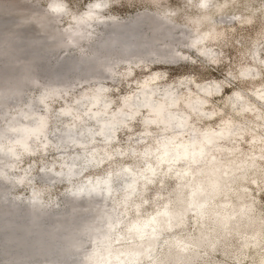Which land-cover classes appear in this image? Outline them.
<instances>
[{
	"label": "clouds",
	"instance_id": "9594fccd",
	"mask_svg": "<svg viewBox=\"0 0 264 264\" xmlns=\"http://www.w3.org/2000/svg\"><path fill=\"white\" fill-rule=\"evenodd\" d=\"M89 11L95 18L80 48L86 68L70 79L78 76L72 88L87 100L81 118L99 115L114 132L109 142L98 129L97 141L84 147L104 174L131 173L128 188L140 186L141 204L170 215L157 212L160 224L147 238L113 232L119 216L134 209L129 190L114 209L119 215L61 243L59 264H264V95L254 91L264 87V57L255 65L257 81L241 73L258 35L264 38V0H37V15L53 28L72 26L67 22ZM247 16L254 20L238 22ZM213 82L221 91L206 96ZM19 86L0 75V193L8 194L7 206L14 203L10 182L27 178L21 165L35 158L40 139L20 119ZM162 233L167 237L157 243Z\"/></svg>",
	"mask_w": 264,
	"mask_h": 264
},
{
	"label": "rangeland",
	"instance_id": "374dc122",
	"mask_svg": "<svg viewBox=\"0 0 264 264\" xmlns=\"http://www.w3.org/2000/svg\"><path fill=\"white\" fill-rule=\"evenodd\" d=\"M53 8L57 13L64 11L59 3H55ZM94 18L95 13L89 11L74 24L67 22L72 26L61 21L59 28H53L46 19L37 15V0H0V75H10L19 82L16 100L21 110L20 119L28 125V132L40 136L36 143L38 151L33 153L35 158L26 157L30 162L21 165L29 175L19 184L10 182L14 203L7 206L8 194L0 193V264H50L51 261L58 264L65 258L63 254L58 257L57 251L69 229L81 224L88 229L85 223L90 218V211L79 213L74 207L84 202V193L93 188L95 178L106 174L101 171L103 164L94 165V156L84 146L89 141H97L98 129L102 139L109 142L114 132L113 125L107 124L99 115L95 121L90 117L81 118L87 100L72 88L78 76L76 81L70 79L80 74L82 67L86 68L80 48L87 37L84 29ZM111 19L113 23L117 22L115 17ZM189 19L201 22L199 18ZM237 20L250 23L254 17H238ZM35 25L39 28L36 29ZM208 54L212 56L215 52L209 50ZM248 56L252 63L241 68L242 77L257 81L260 72L255 65L264 57V38L258 35ZM203 91L211 97L218 95L221 89L213 82ZM254 91L257 97L264 95V87L257 85ZM69 169L75 171L71 183L54 178L58 172ZM24 175L25 172L21 171L17 180ZM108 175L112 176L111 184L115 189L109 203L118 207V200H124L126 195L124 185L128 175L119 168L115 174ZM51 176L53 179L49 180ZM74 185L84 193L78 194V201L72 204L68 199ZM100 185V190L104 191V183ZM57 187L61 188L60 192H57ZM33 198L40 201V208L36 224L30 225ZM132 200H135L133 211L125 212L121 219L123 223L120 228H112L113 232L123 233L121 229L127 231L130 220L160 209L155 204L152 207L141 204L135 194L128 202ZM68 208L71 212L66 211ZM10 219L17 222L4 226ZM56 229L59 236L52 240V232ZM166 237L167 234H160L157 243H162ZM4 252L20 253L21 259L8 262Z\"/></svg>",
	"mask_w": 264,
	"mask_h": 264
},
{
	"label": "bare ground",
	"instance_id": "6f19581e",
	"mask_svg": "<svg viewBox=\"0 0 264 264\" xmlns=\"http://www.w3.org/2000/svg\"><path fill=\"white\" fill-rule=\"evenodd\" d=\"M91 160H92V162L94 161L93 158ZM89 162H91V161H89ZM94 165L95 166H101L102 164H98L95 161ZM121 172H124L128 176L131 175V173H129L127 171L121 170ZM74 174H75V171L73 169H69L67 171L58 172V174L54 175V178H58L57 180L65 181L66 183L67 182L71 183L72 176ZM46 179H48V178H46ZM51 179H53L52 176L49 178V180H51ZM111 180H112L111 175L98 176L94 180L95 184H94L93 188H91L88 192L85 191V193H84V191H82V192L81 191H75V194L70 192L71 195H69L70 198L68 200H70V202L72 204H74L76 201H78L77 200L78 194L84 193V199L85 200H84L83 204L85 205V207L81 208L80 206L75 205L74 208L79 213L84 212V211H90L91 215H90V218L87 219V222L85 223V224H88L87 225L88 229L85 228L84 224H81V225L74 227V228L72 227L66 233L65 239H70V238L76 236L78 233L87 235L90 231H92L98 225L101 224L103 217L105 218V217H111L114 215H119L118 213L114 212V209L116 207L113 205H110V203H109L110 202V196L115 194V189H114L113 185L111 184ZM102 182L104 183V186H105V187H103V188H105L104 191H101L102 188L100 190V187H101L100 183H102ZM128 185H129V181L127 179L125 181V185H124V189H125L126 194L129 190H131L133 193L132 195H134L135 192L138 191V189H139L138 184H134V183L131 184V189L128 188ZM33 199H34V201H36L38 203L36 205H34L32 203V214L29 217V224L30 225L36 224V221L38 220V217H39V215L37 214V211L40 208V201L36 200L35 198H33ZM157 212L161 213L164 216L170 215V213L168 212L167 209L160 208L151 214L145 215L143 217H138L134 220H130L127 231H129L132 234H135V236L138 239L147 238L148 233L152 229L158 227L160 224V216L157 215ZM69 215H71V214H69ZM123 217H124V215L119 216V219L121 220ZM71 218H72V216H71ZM71 218L69 219V221H71ZM16 222H17L16 219H10L4 223V226H12ZM118 234L123 235L124 233H118ZM154 235H155V233H154ZM58 236H59V231H58V229H56L52 232V240H54ZM0 246H1V243H0ZM3 254H4V258L8 262H13V261L21 259L20 253H14L13 254V253H9V252H6V253L4 252ZM130 259H134V256H131Z\"/></svg>",
	"mask_w": 264,
	"mask_h": 264
}]
</instances>
